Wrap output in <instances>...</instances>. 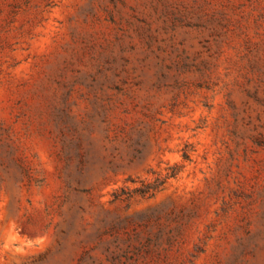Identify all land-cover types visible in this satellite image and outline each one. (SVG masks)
<instances>
[{
    "label": "rangeland",
    "instance_id": "374dc122",
    "mask_svg": "<svg viewBox=\"0 0 264 264\" xmlns=\"http://www.w3.org/2000/svg\"><path fill=\"white\" fill-rule=\"evenodd\" d=\"M0 264H264V0H0Z\"/></svg>",
    "mask_w": 264,
    "mask_h": 264
}]
</instances>
